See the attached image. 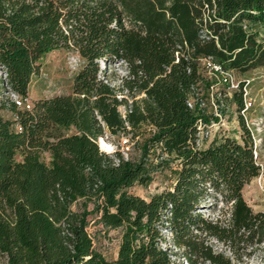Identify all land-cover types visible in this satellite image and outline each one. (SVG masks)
Returning <instances> with one entry per match:
<instances>
[{
    "label": "trees",
    "instance_id": "1",
    "mask_svg": "<svg viewBox=\"0 0 264 264\" xmlns=\"http://www.w3.org/2000/svg\"><path fill=\"white\" fill-rule=\"evenodd\" d=\"M59 48L83 61L71 94L31 110L0 100V111L14 115H0V264H177L178 256L225 264L206 239L231 250L263 243L264 211L254 212L242 194L261 172L242 118L240 142L224 138L201 150L198 124L217 118L187 103L202 83L197 58L241 74L264 67V0H0L6 94L26 99L41 59ZM100 60L124 65L118 90L99 79ZM234 101L240 112L241 92ZM143 126L151 134L137 160L99 149L106 132ZM155 147L168 162L147 164ZM171 162L169 189L148 200L129 192ZM78 201L82 211L73 212ZM217 211L221 217L204 216ZM92 214L103 228L121 230L116 259L94 248L86 230Z\"/></svg>",
    "mask_w": 264,
    "mask_h": 264
},
{
    "label": "rangeland",
    "instance_id": "2",
    "mask_svg": "<svg viewBox=\"0 0 264 264\" xmlns=\"http://www.w3.org/2000/svg\"><path fill=\"white\" fill-rule=\"evenodd\" d=\"M200 59L197 58L196 63L200 70L202 83L195 91L196 95L193 102L194 105L196 103L200 104L199 107L205 109L208 117L217 118V121L212 119L209 125L199 127L196 147L201 150L207 149L214 142L224 138H231L240 142L243 134L241 128L242 118L244 126L249 131L253 141L257 163L261 167L260 175L244 187L242 194L244 200L254 212L264 211V67L242 74L229 72L230 79L234 84H238L237 89L229 91L226 84L222 83L219 75L210 74L207 69L202 67ZM82 65V59L71 48H59L44 55L39 63V70L32 77L29 85L27 98L30 103L34 104V102L40 100L71 94L73 78ZM98 65L100 69L99 79L118 90L121 79L125 75L124 65L119 62H105L104 60H100ZM0 78H3V74H0ZM206 83L209 84L208 88L205 85ZM239 92L242 96V110L240 112H238V105L234 101V95ZM116 94L118 99L125 98L128 104L131 103L132 99L126 93L117 92ZM5 98L13 102L19 101L21 104L24 102V100H16L13 95L6 94L0 86V100L3 102ZM135 99H140V97ZM125 111L126 107L121 106L119 108L120 114L124 115ZM0 115L5 120L14 121V115L8 109L1 110ZM150 134L151 129L147 126H143L129 135L110 136L106 132L98 141L99 149L110 156H113L115 152H120L126 160H137L140 155L141 142ZM168 160L160 147H155L149 152L147 164L156 166L160 162H168ZM176 170L177 164L175 162L169 163V166L158 167L152 173L153 179L148 186H134L129 189V192L148 200L150 196L172 186L173 173ZM82 205L83 201H78L72 206V211L81 212ZM87 208L92 210L93 205L88 204ZM204 216L215 219L221 217V212L217 211ZM98 219L99 215H90L86 230L92 239L94 248L107 260H114L117 257L121 230L105 229L98 223ZM205 244L215 255L220 256L225 264H264V241L261 245L253 247V249L239 248L235 250H231L227 245L214 239H206ZM168 247L177 254L181 252L174 248L170 242ZM175 259L177 264H188L179 256ZM196 264L212 263L198 262Z\"/></svg>",
    "mask_w": 264,
    "mask_h": 264
},
{
    "label": "built area",
    "instance_id": "3",
    "mask_svg": "<svg viewBox=\"0 0 264 264\" xmlns=\"http://www.w3.org/2000/svg\"><path fill=\"white\" fill-rule=\"evenodd\" d=\"M201 64H202V67L207 69L210 74H213V75H219L221 80H222V83L223 84H226L227 86V90H232V89H237L238 88V84H234V82L230 79V74L229 72L227 71H223V69L212 62V60L210 58H201ZM16 98V100H24L23 104H21V102L19 101H15L14 103L18 106V108H20L19 106H21L23 110H31V103L30 101L26 98V99H21V98H18L16 96H14ZM193 98H191L188 103H187V106L188 108L192 109L193 106H194V102H193ZM13 102V101H12ZM250 106V104H249ZM202 126L201 123L198 124V127H197V130L199 129V127ZM19 131H21L20 128H17ZM255 154V158H256V152H254Z\"/></svg>",
    "mask_w": 264,
    "mask_h": 264
}]
</instances>
